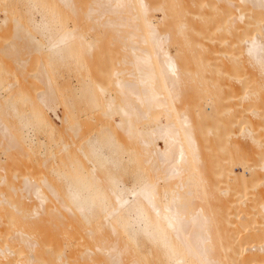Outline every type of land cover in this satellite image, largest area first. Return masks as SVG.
<instances>
[{"label":"bare ground","instance_id":"6f19581e","mask_svg":"<svg viewBox=\"0 0 264 264\" xmlns=\"http://www.w3.org/2000/svg\"><path fill=\"white\" fill-rule=\"evenodd\" d=\"M0 11V68L42 82L0 70V264H264V0ZM62 51L89 73L78 93ZM36 119L59 132L40 156ZM127 154L146 168L132 186L107 174Z\"/></svg>","mask_w":264,"mask_h":264},{"label":"rangeland","instance_id":"374dc122","mask_svg":"<svg viewBox=\"0 0 264 264\" xmlns=\"http://www.w3.org/2000/svg\"><path fill=\"white\" fill-rule=\"evenodd\" d=\"M24 1H26V0H24ZM38 4H39V6H38L39 12L38 11L35 12L37 18H42L41 20H45V21L52 20L54 22V24L61 23V16L59 14L52 16V14L50 12L51 8L49 6L42 4L40 2H38ZM202 5L204 6L203 8H205L207 6L206 4H202ZM0 12H1L0 17H1L3 15L2 14L3 12L2 11H0ZM151 17L155 18L154 12L150 13V18ZM154 18H151V19H154ZM263 21H264V19H263ZM66 25L73 26V22L69 21V22H67ZM3 35H5V34H3ZM4 37L5 36H3V38L0 37V47L5 46V41H7V38H5L6 40L4 41ZM8 40H9V37H8ZM62 52L60 54L59 59H56V64H57L56 70L57 71L59 70V72L57 73V71H56L55 75L57 74L56 75V77H57L58 74L61 72V74H59V76H58V81L60 79L59 82H63V83H66V82L69 83L70 82L69 92H68L70 95L72 94L73 91H76L78 93V91H80L82 86H83V83H84L83 81H85L87 78H89V75H88L89 73L86 71L84 62L80 58L81 57L80 53L75 54L71 57H67L64 55V51H62ZM22 55L25 56L23 53L21 54V56ZM12 58H13L12 51H11V53L9 51H6L4 53H2L0 51V59L8 61L9 59H12ZM11 63L14 66L12 68H9V69L10 70H16L18 75L20 76V79L22 78V81H25V83H29L30 78H31V80H33L32 83H34V84L36 83V85L42 84V82L40 80H37V79L35 80L32 75L27 74L28 71H30L31 69L34 70L33 69V68H35L34 65H33L34 66L33 67L30 64L29 65L26 64V66L23 68L22 65L18 66V65H16V63H13V61ZM20 67H22L23 69ZM29 67H30V70L27 69ZM25 68L27 69V71L25 70ZM9 69H5L2 67L0 68V70H9ZM106 70L107 69H105V71ZM212 73L214 75H217L219 73L222 74L221 71H219V73H218V71H214ZM62 74H64L65 78L66 77L68 78V81L67 80L65 81V78L63 76H61ZM23 75L30 77L29 79L27 78V80H29L28 82H27V80L23 79ZM55 75H54V78H55ZM61 77H63V78H61ZM63 79L65 82L63 81ZM55 80H57V78H55ZM36 81H38L39 83H37ZM223 85L224 84L222 81V86H221V88H222L221 93L222 94H224L223 89H225V86H226V85H224V86ZM1 93H2V97H6L8 95L7 91L4 89L1 90ZM71 98H73V97H71ZM73 100H74V98H73ZM209 106H210L209 103L205 104L206 108H208ZM25 109H26V107L21 106L22 111H25ZM223 115H224V113L222 114V117H223ZM45 125H46L45 122L42 123V122L38 121L37 119L34 120V122L32 124H30V131H31L30 136H31V140H32V148H34L35 154L38 156H40L41 153H45V151L47 149L46 145L49 146L50 142L54 139H57L59 136V132H57L58 130L56 131L57 133H55V132H53V130L49 126H45ZM211 134H213V133H211ZM132 144L133 143H130V144H128V146L131 147ZM121 147L122 146H121L120 142L115 141V143L111 147H110V145L105 146V150H107L108 152L111 153L112 149L119 150V149H121ZM124 159H125V162H124L125 168L121 173H119L118 170L116 171L113 167L112 171H110L107 174H113L114 176H117L121 179H124L127 186H132L136 182L135 179L138 177H141L144 174V169H146V168L142 167L143 165L138 163L136 155L127 154V156L124 157ZM160 242L161 241L159 239V241L157 243L160 244ZM170 264H175V263H170Z\"/></svg>","mask_w":264,"mask_h":264}]
</instances>
